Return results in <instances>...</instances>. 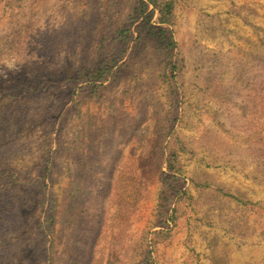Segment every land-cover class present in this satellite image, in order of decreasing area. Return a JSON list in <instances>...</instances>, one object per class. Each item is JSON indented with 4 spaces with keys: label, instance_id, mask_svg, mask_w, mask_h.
<instances>
[{
    "label": "rangeland",
    "instance_id": "374dc122",
    "mask_svg": "<svg viewBox=\"0 0 264 264\" xmlns=\"http://www.w3.org/2000/svg\"><path fill=\"white\" fill-rule=\"evenodd\" d=\"M138 1L0 0V264H264V0L180 2L171 60Z\"/></svg>",
    "mask_w": 264,
    "mask_h": 264
},
{
    "label": "trees",
    "instance_id": "16d2710c",
    "mask_svg": "<svg viewBox=\"0 0 264 264\" xmlns=\"http://www.w3.org/2000/svg\"><path fill=\"white\" fill-rule=\"evenodd\" d=\"M183 1L185 0H139L130 16V23L118 30V38L126 47L131 42L137 41L136 47H140V50L145 54L149 50L148 47L154 44L156 51L160 53L164 60H171L175 57L177 48L171 26L175 24L176 8ZM118 56L120 58L121 55ZM119 60L117 58L113 62L117 63ZM107 65L102 63L94 68L90 79L93 82L104 81L112 73V67ZM14 180L15 178L11 179L12 182ZM163 200H168V197H163ZM163 200L159 205V222L162 229L156 231L157 236L169 235L178 219L175 203H170L168 206ZM51 220L53 224H50V226L53 227L54 216ZM146 243V247L150 248L147 257L149 262V258L153 259V249L158 242L155 238H152L150 241L147 240ZM152 264H154L153 261Z\"/></svg>",
    "mask_w": 264,
    "mask_h": 264
}]
</instances>
